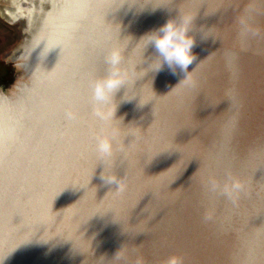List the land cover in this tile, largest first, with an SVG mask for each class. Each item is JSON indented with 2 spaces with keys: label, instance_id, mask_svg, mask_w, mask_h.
I'll return each mask as SVG.
<instances>
[{
  "label": "rangeland",
  "instance_id": "1",
  "mask_svg": "<svg viewBox=\"0 0 264 264\" xmlns=\"http://www.w3.org/2000/svg\"><path fill=\"white\" fill-rule=\"evenodd\" d=\"M18 1L40 4L0 0V72H5L0 91L5 93L29 83L17 61L35 32H41L45 18L44 11H34L30 18L13 19L8 11L16 12ZM233 4L234 0L171 4L132 0L118 9L110 51L129 41L123 54L139 61L135 44L170 19L178 20L181 9L195 15L189 33L195 38L191 50L195 59L186 71L177 67V74L167 65L148 72L156 55L149 45L145 59L136 66L146 74L135 82L136 93L147 102L138 107L139 96L123 102L125 89L117 92L120 102L111 123L136 133L127 158L121 154L113 165L121 166L116 175L123 179V192H115L118 185L100 179L104 165L98 162L95 145L106 127L99 122H93L89 132L86 128L90 146L75 166H29L36 156H30L27 165L21 156L13 157L0 181V256L11 252L4 264L23 259L28 264H102L100 257L110 259L124 245L130 259L138 254L144 264H165L172 255L182 257L183 264H248L252 249L251 258L264 264V166H260L264 165V43L241 52L235 64L228 65L224 50L234 47ZM212 27L223 42L212 34L204 37L203 30ZM98 63L100 77L105 59ZM187 73L197 80L195 89L179 84ZM133 140L125 136L123 143ZM60 141L59 160L54 148L44 154L48 165L73 160L70 135ZM147 166L159 170L153 174ZM140 170L147 172L141 174L146 181L138 179ZM227 170L248 182L250 195L242 196L237 207L222 197L209 198L203 187L209 177L223 182ZM55 189L60 191L58 197L52 195ZM208 207H214L215 218L205 223L202 217Z\"/></svg>",
  "mask_w": 264,
  "mask_h": 264
},
{
  "label": "bare ground",
  "instance_id": "2",
  "mask_svg": "<svg viewBox=\"0 0 264 264\" xmlns=\"http://www.w3.org/2000/svg\"><path fill=\"white\" fill-rule=\"evenodd\" d=\"M39 1V5H30L28 2V4H22L18 1L16 12L8 11L15 20L23 16L30 18L34 11L36 13L44 11L45 18L41 22L43 25L41 32L39 30L35 32L29 47L22 54V60L17 61L25 71V78L30 79L29 83L19 86V90L14 93L0 91V181L6 176L14 156H21L26 165L30 156H36V161L30 162L29 166H52L53 168L55 166L56 168L57 166H75V160L78 161L84 153L87 154L89 149H87L89 142L87 130L88 132L91 130L93 122H98L94 120L92 114V85L99 78L96 65L101 58L105 59L110 51V44L112 47L111 36L115 32H112V27L114 28L116 23L117 28L118 24L115 14L121 12H118V9L123 10L124 3L132 0ZM45 3L49 5V8L44 7ZM105 72L106 70H103L102 74L104 75ZM130 106L133 107V104ZM67 112H72L75 119L68 120ZM65 131L69 134H65ZM67 135H70L72 139V148L75 150L72 155L75 156L70 162L68 160L65 163L62 160L60 163L58 151L61 152L63 146L60 140ZM68 144L67 147H69ZM52 148L56 149L57 157L54 158L59 159L56 164L48 165V158H45V155L49 154ZM120 167L113 166L115 174L121 171ZM157 167L155 166L153 170L157 171ZM152 168L154 166H147V172L153 173ZM139 172L140 177L137 178L146 181L141 174L147 172L143 170ZM127 175H130V179L134 178L130 172ZM152 178L150 180H153ZM138 179L136 180L140 181ZM139 187L141 189V185ZM58 193L60 191L55 189L52 195L58 197ZM47 207L49 210L48 204ZM252 251L254 252L253 249ZM252 251L248 253L250 256L247 258L248 264H257V260L251 258ZM17 264L28 263L23 259Z\"/></svg>",
  "mask_w": 264,
  "mask_h": 264
},
{
  "label": "clouds",
  "instance_id": "3",
  "mask_svg": "<svg viewBox=\"0 0 264 264\" xmlns=\"http://www.w3.org/2000/svg\"><path fill=\"white\" fill-rule=\"evenodd\" d=\"M172 2L173 0H168V4ZM232 7L236 9V14L233 18L235 26L234 47L224 50L225 60L230 66L235 64L241 52L249 51L253 45L264 43V0H234ZM194 17L195 15L180 9L178 20L170 19L160 28L147 33L134 46L140 49L141 59L139 61L134 62L131 58L124 56L123 53L128 47L129 41L113 48L105 56V74L93 82L92 114L102 126L106 127L105 134L96 138L95 145L98 162H102L104 165L100 179L104 184L118 185L115 191L117 193L123 192L124 183L123 179L118 178L113 172V165L121 154L124 158H127L128 150L134 147L136 140V133L132 129L122 131L112 125L111 121L114 118L117 104L120 101L131 102L135 97H140L135 91V82L146 73H139L136 70V66L145 59L143 53L149 45L154 47L156 55L152 58L151 63L148 64V72H159L164 65H167L173 74L176 73L177 67L182 71L187 70L195 59L191 51L195 38L189 34L193 28ZM214 27L203 30L204 37L207 38L209 34H212L223 42L222 37L213 32ZM179 84H184L185 87L192 89L198 86L197 80L190 76V73H187ZM122 87L125 91L120 101H118L116 94ZM145 102L147 101H142L140 97L137 106L142 107ZM66 118L73 120L75 115L72 112H67ZM125 136H132L134 140L130 144L125 145L123 143ZM203 187L209 198L222 197L233 207L238 206L242 196L250 195L248 182L233 175L230 170L225 172L223 182L209 177ZM214 218V207L206 208L202 217L203 221L208 223L213 221ZM10 253L0 256V264H4ZM133 253H135V250H133ZM100 259L102 264H144L143 257L138 254L135 255V259H130L129 251L125 248V245L110 259L105 257H100ZM165 264H183V259L178 255H172L166 259Z\"/></svg>",
  "mask_w": 264,
  "mask_h": 264
},
{
  "label": "trees",
  "instance_id": "4",
  "mask_svg": "<svg viewBox=\"0 0 264 264\" xmlns=\"http://www.w3.org/2000/svg\"><path fill=\"white\" fill-rule=\"evenodd\" d=\"M2 73H5V72H0V76H4V75H1ZM2 81H4L2 78H0V82L2 83Z\"/></svg>",
  "mask_w": 264,
  "mask_h": 264
}]
</instances>
